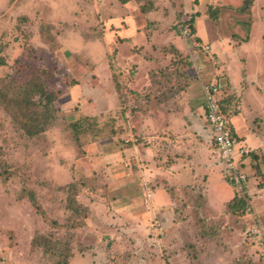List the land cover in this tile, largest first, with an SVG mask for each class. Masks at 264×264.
Wrapping results in <instances>:
<instances>
[{"label":"rangeland","instance_id":"374dc122","mask_svg":"<svg viewBox=\"0 0 264 264\" xmlns=\"http://www.w3.org/2000/svg\"><path fill=\"white\" fill-rule=\"evenodd\" d=\"M97 1L0 0V264H264V234L259 242L243 235L250 211L245 195H264L260 147L248 148L254 158L242 169L250 183L238 189L243 204L226 219L194 210L181 218L185 226L170 231L157 220L143 227L114 208L123 202L116 180L126 166L107 154L126 144L130 89L121 83V68L111 66L116 53L114 59L106 54L118 39H108L115 27L100 20ZM167 2L164 23L170 6L175 16L169 31L183 37L181 24L190 16L192 33L196 19L198 33L209 29L234 43L252 35L238 62L249 71L264 68V0ZM108 7L113 21L127 15L119 3ZM250 99L244 98L255 115L253 130L264 133V103ZM112 163L114 182L106 171ZM252 203L264 225V196Z\"/></svg>","mask_w":264,"mask_h":264},{"label":"crops","instance_id":"0c3cea01","mask_svg":"<svg viewBox=\"0 0 264 264\" xmlns=\"http://www.w3.org/2000/svg\"><path fill=\"white\" fill-rule=\"evenodd\" d=\"M116 3L124 7L122 10L127 15L113 21L103 8ZM167 3V0H99L93 5L100 20L109 21L115 27L114 35L107 37L110 40L115 37L118 42H113L106 54L113 58L116 53L115 64L112 61L111 66L121 68V83L130 89L126 91L127 109L123 115L127 120H123L121 134L126 144L107 154L112 158L119 155L126 166L124 177L116 180L123 184V202L114 208L136 217L143 227L157 220L162 230L177 231L188 223L181 218L188 220L194 210L198 214L203 211L206 216L222 214L221 217L228 218L233 214L228 204L243 197L237 192L241 187L225 173L226 167L212 144L204 119L205 86L222 80L224 89L217 93V98H222L240 144L252 151L259 147L264 150V133L253 130L255 115L244 100L249 97L251 101H246L250 103L259 100L264 103V95L260 93L264 88V68L249 71L248 64L238 62L245 47L252 43V35L234 43L231 37L209 29L198 33L196 19L192 41L169 31L168 24L175 16L170 6V19L164 23L161 12L168 7ZM136 7L140 10L138 14ZM200 16L205 18L204 13ZM259 49H264V44ZM213 54L217 57L216 66L210 61ZM107 69L110 71L108 62ZM252 89L254 92L249 94ZM261 109L264 113L263 106ZM114 163L106 166L107 173L113 176L112 182L115 181ZM241 172L246 176L245 184L250 183L251 178ZM143 187L151 192L147 202L140 194ZM253 191L245 195L250 199V211L245 214L259 221L257 226L264 234V225L257 216L259 209L252 203L264 195H255L256 190ZM259 247L254 248L263 250Z\"/></svg>","mask_w":264,"mask_h":264},{"label":"built area","instance_id":"2783aa9c","mask_svg":"<svg viewBox=\"0 0 264 264\" xmlns=\"http://www.w3.org/2000/svg\"><path fill=\"white\" fill-rule=\"evenodd\" d=\"M191 17L187 16L181 24V33L187 40H193L194 35L191 28ZM224 83L222 80H216L209 83L204 88L205 99V113L204 118L210 137L213 141L214 147L218 152L219 160L222 161L228 170L231 181L241 187L245 181V175L239 170V159L249 152V149L243 144H240L238 137H235L231 132L230 120L228 116L221 110L218 103L217 93L222 89ZM151 192L148 187H143L142 198L147 202L150 198ZM250 208V207H249ZM247 211H249L247 209ZM248 240L256 242L261 239V233L257 226V221L251 217L247 221L246 229L244 232Z\"/></svg>","mask_w":264,"mask_h":264},{"label":"trees","instance_id":"16d2710c","mask_svg":"<svg viewBox=\"0 0 264 264\" xmlns=\"http://www.w3.org/2000/svg\"><path fill=\"white\" fill-rule=\"evenodd\" d=\"M222 89H224V88H222ZM221 89V90H222ZM49 95H51V94H49ZM49 98H51L52 99V97L50 96ZM48 98V99H49ZM218 103H219V105H220V108H221V110L227 115V116H229V112H228V110L225 108V105L223 104V102H222V98H219L218 99ZM205 119V118H204ZM206 123V122H205ZM207 126V125H206ZM230 127H231V132L233 133V135L235 136V137H237V135H236V133H235V131H234V129H233V127H232V125L230 124ZM27 133H29V134H33V133H36V132H34V131H27ZM211 141H212V139H211ZM212 144H213V141H212ZM214 145V144H213ZM248 157H251L252 159L254 158V155H253V152H248L247 154H244L240 159H239V170L240 171H243V169H242V164H243V160L245 159V158H248ZM228 172V170H227V168H225V173H227ZM228 175V178L231 180V178H230V175L229 174H227ZM239 203H242L243 204V201H242V199H238V198H236V199H233V201H231L229 204H228V207L230 208V210H231V212L233 211V213L236 211V209H237V206H238V204ZM245 224H246V222H245ZM245 226V225H244ZM244 235V234H243ZM61 264H67L66 263V260L64 259V261L61 263Z\"/></svg>","mask_w":264,"mask_h":264}]
</instances>
